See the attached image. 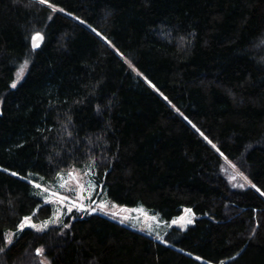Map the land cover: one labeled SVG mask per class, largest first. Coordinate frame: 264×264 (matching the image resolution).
<instances>
[{"label": "trees", "instance_id": "obj_1", "mask_svg": "<svg viewBox=\"0 0 264 264\" xmlns=\"http://www.w3.org/2000/svg\"><path fill=\"white\" fill-rule=\"evenodd\" d=\"M48 3L0 0V264H264V0ZM90 159L113 202L194 224L164 245L74 214L4 250L23 216H51L29 174Z\"/></svg>", "mask_w": 264, "mask_h": 264}, {"label": "rangeland", "instance_id": "obj_2", "mask_svg": "<svg viewBox=\"0 0 264 264\" xmlns=\"http://www.w3.org/2000/svg\"><path fill=\"white\" fill-rule=\"evenodd\" d=\"M26 70V64L20 67L15 76L14 83H19L25 75ZM70 172L73 175H69ZM59 176H62L63 179L58 178ZM35 178L38 177L30 175L25 180H31L42 185L40 189H37L30 183L33 194L39 193L35 196L44 205H48L51 208V216L45 220H38L34 215L32 216V222L36 224L37 229L42 230L25 228L37 233H43L52 227L67 228L66 220L74 214L81 215V217L98 214L133 231L144 234L159 243L168 245L165 241V236L171 229L185 231L194 224L197 218L190 208H184L180 216L166 221L158 213L144 206L127 207L113 202L108 197L105 187L98 185L96 182V167L92 159L82 165H74L56 174L52 179ZM44 189H48L49 191L45 192ZM53 192L56 195H53ZM60 196H66L70 201L83 204L85 210L81 211L77 207H72V210L69 211L70 205L61 203ZM101 205H104V207L102 208ZM46 220L51 221L47 226L44 224ZM19 234L21 232L17 228L5 231L4 250L12 245Z\"/></svg>", "mask_w": 264, "mask_h": 264}, {"label": "snow or ice", "instance_id": "obj_3", "mask_svg": "<svg viewBox=\"0 0 264 264\" xmlns=\"http://www.w3.org/2000/svg\"><path fill=\"white\" fill-rule=\"evenodd\" d=\"M30 2L35 3V4H39V5H45V4H48V7H52V5H51L50 3H48V0H30ZM59 11L64 12V9H63V8H60ZM66 15H72V14L69 12V13H66ZM49 19H52V17L50 16ZM76 19H80V18H79V17H76ZM80 23H81V24H85L86 22H85L84 20L80 19ZM89 27H91V25H89ZM91 31L94 32L98 37H100L101 39H103L106 43L111 44V41H109V40L107 39V37L103 36V34H102L100 31H98L96 28H94V27L91 28ZM44 39H45L44 34H42V33L39 32V31H37V32H35L34 34H32L31 37H30V42H31V47H32V49L35 50V49L39 48L40 45H41V42H42ZM121 55H122V54H121ZM25 63H27V62H25ZM130 67H131V65H130ZM149 83L151 84V81H149ZM152 86L155 88V85H152ZM11 87H12L13 89H15V88L17 87V84H16V83H12V84H11ZM161 95H163V94L161 93ZM164 99L167 100V97H164ZM185 119H188V118L185 117ZM188 122H189L190 124L192 123L190 120H189ZM192 126H193L194 128H196V125H195V124H193ZM196 130H197L198 132L200 131L199 128H197ZM200 134H201L202 136L204 135L203 132H201ZM204 138H205V140H208V137H207V136H204ZM208 142H209L210 144L212 143L211 140H209ZM212 146H213L214 148L216 147L215 144H212ZM221 155H223V153H221ZM3 171L6 172V173H9V174H10L11 176H13V177H18V178H20V179H24V177L20 176V174H19L18 172H16V171H10L8 168H4ZM29 175H31V173H30ZM69 175H73V173L70 172ZM58 178L63 179L62 176H59ZM234 178H235V177H233V179H234ZM28 182L31 183V184H33V186H34L35 188H37V189H40V188L42 187L41 184H39V183H35L34 181H31V180H30V181H28ZM240 187H243V185H240ZM253 187L256 188V191L259 192L261 196H264V191H261L260 188L256 187L255 185H253ZM44 191L47 192V191H49V190H48V189H44ZM38 194H39V193H36V194H34V195H38ZM53 195H56V193L53 192ZM59 199H60V202H61V203H67L68 205H70V206H69V211L72 210V207H77V208H79L81 211H84V210H85V207H84L83 204H81V203H76V202H74V201H70V200H68V198H67L66 196H60ZM101 207L103 208L104 205H101ZM188 211H190V209H188ZM32 220H33V217H32V216H29V215H25V216H23V218L20 220V222H19V223L17 224V226H16L17 229H18V231L21 232V233H23L24 230H25V228L36 229V230H38V231H39V230H42V229H37L36 224L33 223ZM173 222L175 223V221H173ZM49 223H51V221H47V220L44 221L45 226H47ZM65 226H66V225H65ZM0 251H3V249H0ZM40 251H41L40 249H37V250H36V252H37L38 255L40 254ZM197 259H200V257H197Z\"/></svg>", "mask_w": 264, "mask_h": 264}, {"label": "water", "instance_id": "obj_4", "mask_svg": "<svg viewBox=\"0 0 264 264\" xmlns=\"http://www.w3.org/2000/svg\"><path fill=\"white\" fill-rule=\"evenodd\" d=\"M41 44H42V42H41ZM40 46H41V45H40ZM31 48H32V47H31ZM38 49H39V48H37V49H35V50L32 49V50H33V51H36V50H38Z\"/></svg>", "mask_w": 264, "mask_h": 264}]
</instances>
